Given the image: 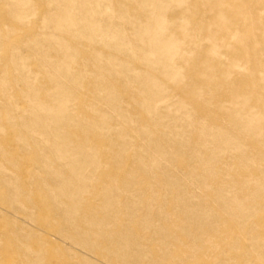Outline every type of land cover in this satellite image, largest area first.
<instances>
[{
  "label": "bare ground",
  "instance_id": "obj_1",
  "mask_svg": "<svg viewBox=\"0 0 264 264\" xmlns=\"http://www.w3.org/2000/svg\"><path fill=\"white\" fill-rule=\"evenodd\" d=\"M0 180V264H264V0H0Z\"/></svg>",
  "mask_w": 264,
  "mask_h": 264
},
{
  "label": "rangeland",
  "instance_id": "obj_2",
  "mask_svg": "<svg viewBox=\"0 0 264 264\" xmlns=\"http://www.w3.org/2000/svg\"><path fill=\"white\" fill-rule=\"evenodd\" d=\"M16 85L19 87L20 86V82H17L16 83ZM245 140H247L246 142H251L252 140H251V138L250 137H247V138H244ZM24 142H26V141H24ZM96 146V144L93 146V147H95ZM242 146H244V148H236L234 151H232V152H229V153H232L230 156H229V158H233V159H244L245 157H242V158H239L241 155H248L249 156V154L251 153L250 152V149L252 150V145H249V147H250V149L248 148V144L247 143H244ZM31 150H32V146L30 147V152H31ZM21 152H23L22 150H21ZM213 155L214 154H211L210 155V157H213ZM253 155H254V153H253ZM234 156V157H233ZM251 160H254L255 159V157L254 156H252L251 158H250ZM132 160H135V158H133ZM224 161V159H220V157H219V162H221V166H222V164L224 163L223 162ZM250 164L252 165L253 164V162H250ZM221 166H220V168H221ZM39 174H42V175H45V173L44 172H39ZM64 174L65 175H68V174H70V171L67 169L65 172H64ZM221 174L223 175V178L225 179V177H228L229 176V171H227V170H225V168H223L222 170H221ZM1 181V180H0ZM229 184H232V185H234V187H236L237 188V190H238V192H239V194L242 196L243 194H245L244 193V191H245V189H244V187L243 186H240V185H235V180H234V178H232V179H230L229 181H227ZM138 187H140V184L138 185ZM4 189V187L0 184V190H3ZM194 190L196 191V192H199L200 193V191H198V189L197 188H194ZM157 196H160L161 198L160 199H158L157 198V200H155V201H153V202H155V203H166L167 201H169V199H168V196H167V193H165V194H159V195H157ZM173 196H174V202H173V205L176 207H179V206H181L180 205V203H182V202H185V201H187L188 203H189V208H188V211L187 212H185V213H183V214H181V217H180V219H181V227H186V225L190 222H193V219H205L206 217H207V213H208V210L209 209H213V208H215V207H213L214 206V202H212V201H209V202H204V200L202 201V203H204L203 205H200V204H198V203H196L195 201V199L194 198H191V199H185V198H181V196H179L178 195V193H175V192H173ZM0 203H3V204H5L3 201H1L0 200ZM126 203V201H124V203H123V205H120L119 206V208H121V207H127V205L125 204ZM130 207H132V206H130ZM130 207H128V208H121V209H125V210H128V209H130ZM190 215V218H187V215ZM9 215V214H8ZM152 216H154L152 219H155V226H157V225H160V226H166V224H165V222H164V216H163V214L161 213V215L160 216H158L157 215V213H156V216H155V214H152ZM16 217V215H13V216H7L4 220H5V222H8V223H11L12 221H14L13 220V218H15ZM124 226H122V228H123ZM177 228H178V226H176ZM121 228V229H122ZM169 231L170 232H172L173 233V228L171 229V228H169ZM228 233H230V234H234L235 232L234 231H232V230H229L228 231ZM13 237L15 236V235H12ZM147 237H148V235H147ZM41 238V237H40ZM236 238V237H235ZM194 240H195V238H193V239H191V241H193L194 242ZM197 240L198 241H202L203 239L201 238V237H199V238H197ZM228 244H226V246H227ZM239 246V245H238ZM235 247H237L236 245L234 246V248ZM238 249V248H237ZM76 251H78V252H80V253H82L81 252V250H76ZM141 252H146L145 250H141ZM141 252H139L138 254H135L134 256H130V257H127V260H128V262L130 263V264H141V262L142 261H147V260H149L150 259V254L149 253H145L144 255H141V259L140 260H138V256H139V254L141 253ZM227 252H229V249H227ZM83 253H84V251H83ZM86 254V253H85ZM233 254V253H232ZM92 259V258H91ZM113 261V260H111V259H108V261ZM109 261V262H110ZM128 263V264H129Z\"/></svg>",
  "mask_w": 264,
  "mask_h": 264
}]
</instances>
